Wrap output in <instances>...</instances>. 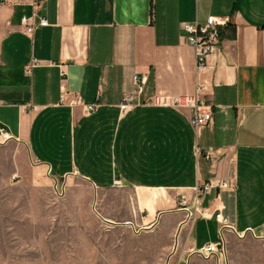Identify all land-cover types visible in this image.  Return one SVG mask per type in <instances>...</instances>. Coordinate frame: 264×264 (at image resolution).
<instances>
[{
    "label": "crops",
    "instance_id": "1",
    "mask_svg": "<svg viewBox=\"0 0 264 264\" xmlns=\"http://www.w3.org/2000/svg\"><path fill=\"white\" fill-rule=\"evenodd\" d=\"M34 15L28 36L22 19ZM209 16L228 24L199 74L181 26ZM135 75L142 100L193 96L203 82L213 120L195 129L189 110L144 105L122 114ZM0 127L13 136L0 144V185L21 177L86 191L106 229L180 233L191 254L216 243L220 226L189 221L182 197L192 204L198 184L234 175L235 188L204 204L264 240V0H0Z\"/></svg>",
    "mask_w": 264,
    "mask_h": 264
},
{
    "label": "rangeland",
    "instance_id": "2",
    "mask_svg": "<svg viewBox=\"0 0 264 264\" xmlns=\"http://www.w3.org/2000/svg\"><path fill=\"white\" fill-rule=\"evenodd\" d=\"M67 188L0 185V264H264V240L229 231L220 255L204 258L184 251L180 233L108 230L89 193Z\"/></svg>",
    "mask_w": 264,
    "mask_h": 264
},
{
    "label": "built area",
    "instance_id": "3",
    "mask_svg": "<svg viewBox=\"0 0 264 264\" xmlns=\"http://www.w3.org/2000/svg\"><path fill=\"white\" fill-rule=\"evenodd\" d=\"M7 2V0H3ZM34 9H37L36 1L32 3ZM35 15L32 17H23L22 26L24 32L28 36H33L35 31ZM228 24L227 19H219L215 16H209L204 24L199 22L184 23L181 28L183 33L187 35L189 44L195 50L196 71L204 73L210 70V57L216 49L221 47L224 40V31ZM41 26H47L48 22L42 20ZM134 85L136 91L126 95L121 106L122 114L128 113L134 107L148 106L158 108H172L178 110H189L192 112L191 124L195 129H200L208 125L213 120V108L205 99L204 93L206 85L203 82L197 84L196 92L193 96H155L146 100H142V96L146 89V81L140 75L134 76ZM67 98L63 95L61 104L66 105ZM70 106L82 105L83 100L78 97L75 101L68 103ZM67 104V105H68ZM87 113L96 111L98 105L88 104L83 105ZM13 140V136L6 129L0 127V144L7 143ZM206 157L210 160L213 157L212 152L206 153ZM236 179L233 175L230 180L225 181H210L205 184H198L194 188V197L192 204H189L186 197H182L181 207L187 213L189 221H196L199 218L206 220H215L220 226L221 238L216 243H210L201 249L195 251L204 258L218 257L222 249V235L229 231L237 234L235 228L231 225L229 219L223 215L221 210L215 209L213 205L205 206L203 199L215 190H224L235 188ZM238 235V234H237ZM240 236V235H239Z\"/></svg>",
    "mask_w": 264,
    "mask_h": 264
}]
</instances>
